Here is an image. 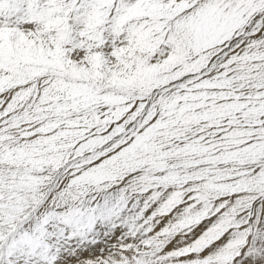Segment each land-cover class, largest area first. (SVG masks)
I'll list each match as a JSON object with an SVG mask.
<instances>
[{
    "label": "snow or ice",
    "instance_id": "1",
    "mask_svg": "<svg viewBox=\"0 0 264 264\" xmlns=\"http://www.w3.org/2000/svg\"><path fill=\"white\" fill-rule=\"evenodd\" d=\"M0 264H264V0H0Z\"/></svg>",
    "mask_w": 264,
    "mask_h": 264
}]
</instances>
